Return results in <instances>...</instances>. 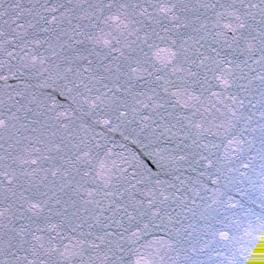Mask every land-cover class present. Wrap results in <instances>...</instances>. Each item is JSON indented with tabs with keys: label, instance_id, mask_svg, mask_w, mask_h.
<instances>
[{
	"label": "water",
	"instance_id": "95a60500",
	"mask_svg": "<svg viewBox=\"0 0 264 264\" xmlns=\"http://www.w3.org/2000/svg\"><path fill=\"white\" fill-rule=\"evenodd\" d=\"M141 0H0V264H53Z\"/></svg>",
	"mask_w": 264,
	"mask_h": 264
}]
</instances>
